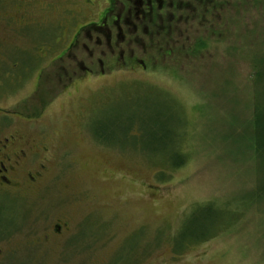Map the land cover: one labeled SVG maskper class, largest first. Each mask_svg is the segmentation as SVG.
Listing matches in <instances>:
<instances>
[{
  "label": "rangeland",
  "instance_id": "374dc122",
  "mask_svg": "<svg viewBox=\"0 0 264 264\" xmlns=\"http://www.w3.org/2000/svg\"><path fill=\"white\" fill-rule=\"evenodd\" d=\"M196 4L195 20L184 15L172 37L138 41L134 59L106 58L104 73L80 69L70 85L54 58L75 28L66 15L63 38L48 28L46 61L34 53L46 28L17 41L28 48L21 61L30 74L8 82L12 99L40 114L18 126L48 148L56 178L22 193L28 219L40 230L47 213L69 220L90 245L33 252L37 264H264V166L244 147L254 122L253 57L264 56V0H214L207 11ZM57 6L74 14L86 0ZM196 208V229L182 237Z\"/></svg>",
  "mask_w": 264,
  "mask_h": 264
},
{
  "label": "flooded vegetation",
  "instance_id": "af4514ba",
  "mask_svg": "<svg viewBox=\"0 0 264 264\" xmlns=\"http://www.w3.org/2000/svg\"><path fill=\"white\" fill-rule=\"evenodd\" d=\"M213 1L86 0V6L74 15L71 10L57 6L58 0H0V264L23 261L37 264L33 252L59 251L65 255L69 250H79L81 245L83 248L90 246L81 244L80 230H69V220L54 219L47 213L43 230H40L32 219H28L32 206L22 193L47 187L56 182V178L49 169L55 163L45 156L48 148H36L33 140L18 126L36 120L40 114H29L30 104H25L22 108L28 107L22 110L12 99L16 86L8 85V82L16 75L24 79L30 74L21 61V55L28 48L19 47L17 41L33 35L39 27L46 28L39 30L40 39L34 50L38 59L45 60L51 53L48 28L58 32L66 15L75 28L66 49L59 50L60 41L56 38L55 48L59 51L54 58L60 69L56 74L59 79L65 74L70 75L67 77L70 85L81 76L78 74L80 69L84 70L85 76H90L99 65L104 73L106 58H120L123 63L126 55L134 59L133 46L138 41L154 43L161 35V41L172 37L184 15L185 22L195 20L193 8H197L196 2L207 11ZM39 15L45 19L39 20ZM60 34L63 38L64 31L60 30ZM142 64L146 66L145 61ZM61 91L64 92V88Z\"/></svg>",
  "mask_w": 264,
  "mask_h": 264
},
{
  "label": "trees",
  "instance_id": "16d2710c",
  "mask_svg": "<svg viewBox=\"0 0 264 264\" xmlns=\"http://www.w3.org/2000/svg\"><path fill=\"white\" fill-rule=\"evenodd\" d=\"M253 61L257 67V77H256V89L254 90V97H255V103L253 105V113L251 118L253 119V130L251 131L249 142H246L244 140L245 148L252 150V155L254 157V161L257 162V165L264 166V56L262 55H256L253 57ZM250 119V118H249ZM159 130L162 134H164V138H167L168 134L171 132L167 129V127L160 122L159 124ZM245 126L243 123V130L241 132H237V137L242 136V134H245L244 132ZM248 143V144H247ZM179 154V153H175ZM186 156L181 154V156H176L174 164L179 165L182 163V161H185ZM263 175H260V181H264ZM209 209H211L212 203H207ZM197 208L192 212L190 216L187 217V221L185 224H183L182 228L180 230H183L181 233V236L184 237L185 235H188L191 233L190 230H195L196 226L194 225L196 216H197ZM192 236V239L202 240L207 239L209 236H205L204 234L195 235ZM190 237H188L184 243L187 244L191 242ZM181 244V245H182ZM185 247V246H184Z\"/></svg>",
  "mask_w": 264,
  "mask_h": 264
}]
</instances>
